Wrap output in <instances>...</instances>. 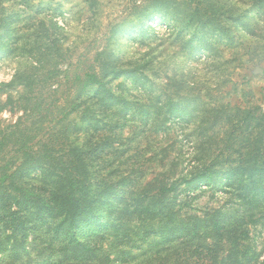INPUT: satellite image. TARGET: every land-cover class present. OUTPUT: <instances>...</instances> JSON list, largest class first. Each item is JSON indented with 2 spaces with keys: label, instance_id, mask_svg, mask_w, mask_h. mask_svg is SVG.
Here are the masks:
<instances>
[{
  "label": "rangeland",
  "instance_id": "374dc122",
  "mask_svg": "<svg viewBox=\"0 0 264 264\" xmlns=\"http://www.w3.org/2000/svg\"><path fill=\"white\" fill-rule=\"evenodd\" d=\"M263 124L264 0H0V165L28 160H14L26 141L91 183L94 201L112 207L100 206L102 223L77 236L114 260L153 247L155 264H218L231 241L222 228L192 237L189 249L157 247L173 212L189 225L241 212V138L253 145ZM208 165L217 181L195 180ZM25 172V182L44 180ZM154 201L167 209L139 211ZM256 218L236 229L246 233L241 264H264V217ZM115 220L126 227L114 231ZM9 234L0 236V264H49L66 241L31 235L30 255L14 261ZM49 240L57 247L43 251Z\"/></svg>",
  "mask_w": 264,
  "mask_h": 264
},
{
  "label": "trees",
  "instance_id": "16d2710c",
  "mask_svg": "<svg viewBox=\"0 0 264 264\" xmlns=\"http://www.w3.org/2000/svg\"><path fill=\"white\" fill-rule=\"evenodd\" d=\"M246 126L251 129L252 133L254 124L247 121ZM17 128L21 129L18 123L11 127L9 133L15 134ZM246 128L245 126L241 127V129ZM241 145L242 147H239L240 151L238 152L239 166L234 170L237 173L235 176L241 179L238 182V178H234L235 184L241 189L239 198L244 203L241 212L237 211L238 214H235L234 211H231L230 215L234 216L231 219L229 218L230 220L227 222L225 218L221 217L216 218L213 223L198 219L192 225L181 220L179 218L180 214H177V219H175L176 213L173 212V217L171 219L170 216L169 221L171 222L170 232L166 233L163 240L159 242L160 246L157 247L159 252L164 251V247L172 245L169 241L178 243V245L183 242L185 247L189 249L192 237L205 240L209 231L213 229V231H218L219 228H222L228 236L227 241H231L227 254L224 258H221L218 264H228L230 261H233V264H241L239 254L242 248L241 242L246 233L244 230L238 233L236 229L245 219L257 223L261 221L260 218H256L259 213L260 217H264V124L262 125V135L259 141L255 140L252 145L250 138L244 136L241 138ZM33 148L32 144L21 141L20 144L15 146L20 155L16 156L14 160L16 162L18 161L17 157L21 159L23 156H28V160L21 161L16 169L7 167V164L0 165V236H3L6 230H10L8 238H13L10 241L13 247L11 257L14 261L23 260L30 255L27 249L29 244L27 240L29 236L35 235L34 239L42 236L56 239L64 237L66 239L62 242L64 250L61 254L55 256L51 251L47 256L48 259H53L49 264H118V260L123 259L121 264H127L128 262H131L128 264H155L150 253V249H153V247L145 248L137 253L124 251L121 254L122 258L116 257L114 260L109 256V251H103L102 247L80 241L77 235L81 234L83 230H87L89 224L102 223V216L99 214L100 206L103 211H108L112 207V201L101 198V202L96 203L91 183L80 181V177L68 172L50 155H45L44 158L40 159L41 155L35 153ZM226 154L224 153L222 158L227 156L226 158L229 159L231 154ZM33 160H35L34 163H32ZM215 160L217 159H214L212 163ZM19 169L21 170L17 172ZM53 169L61 171L55 172ZM32 171L39 179H44H40L41 184L25 182L23 172H25V175H30L28 173ZM217 174L216 167L208 165L201 172L195 174L194 179L199 180L200 183L203 180L214 183L217 181L215 179ZM195 187H197V184ZM97 188L100 189V186H97ZM172 189H174L173 185L169 187L161 186L159 195L164 196ZM153 204L155 205L151 208L142 205L139 211L149 216L150 212H155L158 205L162 203L159 204L158 201H154ZM163 206L164 204L160 208L167 209L168 207L167 205ZM161 209L158 210V213L163 212ZM113 223L115 226L114 231L126 227L125 222L115 220ZM103 225L106 228L109 224L104 223ZM218 232L220 233V231ZM185 237L186 239L181 240ZM37 244L38 242L33 243L35 246ZM19 247H22V250H19ZM56 247L57 245L54 246L52 241L49 240L47 247H42V250H54ZM35 250H37V247ZM42 250H37L38 254H42ZM0 251H3L1 246ZM247 253L248 257H252ZM164 260L166 259L160 260L159 264H163ZM44 264L46 263L44 262Z\"/></svg>",
  "mask_w": 264,
  "mask_h": 264
}]
</instances>
